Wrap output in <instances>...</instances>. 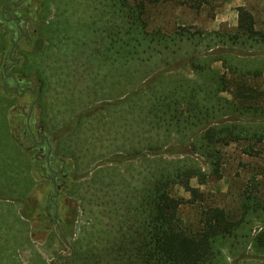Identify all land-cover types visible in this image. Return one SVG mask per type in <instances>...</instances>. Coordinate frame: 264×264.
<instances>
[{
    "label": "trees",
    "instance_id": "obj_1",
    "mask_svg": "<svg viewBox=\"0 0 264 264\" xmlns=\"http://www.w3.org/2000/svg\"><path fill=\"white\" fill-rule=\"evenodd\" d=\"M159 2L199 9L211 0H92L84 12L60 0H0V142L5 139L25 156L31 171L14 186L0 181V264H55L34 242L50 245L56 238L69 247L66 255L53 250L63 264H227V254L238 244L257 254L254 264H264V195L252 191L259 182L253 175L241 193L237 217L204 204L196 222H185L179 209L201 196L190 183L206 174L201 158L208 169L219 171V146L225 140L242 142L247 155L264 151V105L258 99L263 93L251 83L263 65L250 62L260 53L242 52L263 42L264 33L245 5L236 7L232 32L164 33L149 27L146 17L148 5ZM78 31L88 41L101 35L95 53L85 56L97 66L107 64L110 78L122 68L123 89L114 97L90 100L57 126L55 115L45 116L52 88L46 67L60 59L58 49L61 56L74 54L67 44L78 42ZM197 42L203 51L195 50ZM185 43L194 51H185L190 56L183 62L177 56ZM211 61H220L234 75L219 73ZM156 62L161 64L155 70L133 75L134 63ZM184 64L192 75L181 70ZM97 75L90 77L92 87ZM224 91L231 98L222 96ZM105 112L114 122L122 119V146L84 164V144L99 145L110 133L102 127ZM76 127L85 130L82 143ZM176 185L192 200L175 194ZM92 210L99 213L95 223L80 224V212ZM105 212L107 224L101 220ZM28 221L25 242L19 225ZM255 221L260 224L251 234ZM22 249L25 261L18 255Z\"/></svg>",
    "mask_w": 264,
    "mask_h": 264
},
{
    "label": "rangeland",
    "instance_id": "obj_2",
    "mask_svg": "<svg viewBox=\"0 0 264 264\" xmlns=\"http://www.w3.org/2000/svg\"><path fill=\"white\" fill-rule=\"evenodd\" d=\"M87 3V0H79L78 5L75 7L76 11L84 12V6H86ZM238 5H245L251 11L254 17L255 27L264 33V0H211L210 4H206L199 9L190 7L187 4H179L176 2H159L157 4L148 5L146 17L149 21V27H156L164 33H170L180 30L201 31L202 33L203 31L212 30L232 32L233 30H235L236 26V7ZM77 36L78 38H76ZM74 37L78 41L77 43H74L75 46L70 41L67 44L69 46V49L74 48V54H71V52H69L65 56L62 55L61 60H59L61 62L65 59V62H71V68H74L76 70L74 72L77 78L76 80L73 75L70 79L64 80L70 92L68 94L62 95L66 96V98H62L60 102L59 100L54 101L57 104L56 108L60 111L62 125L63 121L65 119L67 120L70 111L82 107L86 103L88 105L89 101L92 99H103V96L114 97L120 92V90L123 89V80L120 76L122 68L117 67V69L113 71L114 77L110 78L108 74L109 72L107 73L106 71V68L108 69L107 64H105L104 67L102 65L97 66L93 62L90 63L85 56L86 53H95L93 50L100 46L98 44L99 42L101 43V41H99L101 37H93V40L88 41V37L86 36V34L80 31L74 34ZM80 43H84L83 46L80 45ZM189 43L193 45L191 42ZM60 45L63 46V43ZM183 45V48L178 52L177 58H183L182 61L185 62L187 61L186 59H188V57L190 56L188 54H185V51L194 50L193 46L189 45L188 43H185ZM204 49L205 48L203 43L198 44L197 42L195 50L201 52ZM240 49V47H236L237 51H240ZM59 50L60 54L63 53L62 49ZM242 52L252 54V56L253 53H260L257 58H252L250 60L252 65H263L261 74L257 77H254L251 80V83L253 85H256L259 90H262L263 94L259 96L258 99L263 103L262 105H264V64L260 58L264 57V41L261 42L258 46L249 47ZM242 52H239V54H244ZM172 58L173 57H170V59ZM160 64V62H156L155 64L134 63L132 65V70H134L133 75H140L144 71V69H149L148 67H153V69L155 70V68H157V66ZM184 65V68L181 70L183 72H186L188 75H192V71L189 66L186 64ZM210 67L214 68L219 73H225L229 78L234 75L228 68L224 67L220 61H211ZM94 72H98V75L96 78V85L92 87V81L90 77ZM74 83L79 88V94L78 92L76 93L74 91L72 95L74 98L72 99V91L70 86L74 85ZM221 95L225 96L228 99L231 98L230 94L225 91L221 92ZM105 115L106 116L104 117L107 121L102 123V127L104 125L107 126L110 133L104 135L106 136L105 142L103 141L99 145H96L94 143L93 145L84 144L86 148L82 150V153L80 152L84 155L82 158L84 160V164L92 162L93 158L102 155V152L107 153L110 150L117 148L118 146H122V144H120L121 133H118L122 125V119L114 122L112 121V119L114 118H110V114H107L105 112ZM55 124L57 125V121H55ZM81 125V128L84 129V124ZM78 129L79 128L76 127V130ZM84 131L85 130L79 129V136L77 138L80 143H82V141H85L87 138L84 134ZM223 143L224 144L222 146H219V150L221 153V165L219 167V171L217 173H214L212 170L208 169L206 162L201 158L202 167L203 169H205L206 174L204 177H194L190 180L191 185L198 187V190L201 192V196L193 203H190V201H186L179 208L181 218L185 222H196L200 206L204 204L219 205L233 212L234 214H236L235 217H237L239 215V203L242 197L241 193L245 189H248L247 185L251 182V175H253L252 179H256L257 181H259L258 186H256V188H252V191L256 192L259 196L264 195V174L261 172V168L264 167V151L259 156H251L242 151V142L237 143L234 141L225 140ZM63 144L64 141L61 142V145ZM61 147V150H75L74 152L77 151L76 149L69 148V146ZM163 156L169 157L170 155L164 154ZM173 192L177 195L183 196L184 199L192 200L190 197V193L184 190L179 185L173 187ZM94 211L95 210H92L91 212L86 211L84 214H81L80 212V218L78 219L79 223H84L86 219H88V222L89 220H92L93 223H95L96 217L99 216V213H96ZM101 220L103 224H107L110 222L108 212L104 213V216L101 218ZM259 224V221H255L252 229L250 230L251 234L255 232ZM90 229L91 228H88V232ZM96 229L93 228V231L97 232ZM53 241L54 242L50 245H42L37 242L34 243L36 245L35 247H37L39 251L43 253L44 256H46L47 260L50 261L51 259H53L52 261H54L55 264H63V260L60 258L58 259L55 255L57 252L58 255L68 254L69 247L59 244L57 238ZM54 249H56V253L52 255ZM18 255L22 261H25L27 250H20ZM259 260L260 259L257 254H255L248 245L243 246V244H238L234 249H232V253L227 254L226 256L227 264H254Z\"/></svg>",
    "mask_w": 264,
    "mask_h": 264
},
{
    "label": "crops",
    "instance_id": "obj_3",
    "mask_svg": "<svg viewBox=\"0 0 264 264\" xmlns=\"http://www.w3.org/2000/svg\"><path fill=\"white\" fill-rule=\"evenodd\" d=\"M86 1V0H84ZM89 3L92 2V0H87ZM79 0H60V5H63V3H66V5H69L70 7H76L78 5ZM89 12H92V9L89 10ZM58 55L60 56L61 60V54L59 53L58 49ZM54 57V56H51ZM51 61L48 66L46 67L47 73H50V85L52 86L51 90L48 92V95L45 97V103L47 104L45 107V116L51 117L55 115V119L57 123H61L60 118V111L57 109V104L54 102L56 100H59V102L62 100V98H66V96H62L65 94H68L70 92L69 88L67 87V84L64 80L70 79L73 75L74 78H76V74L74 71H76L74 68H71V62L67 63L64 61ZM45 73V74H47ZM92 76V75H91ZM77 80V78H76ZM76 83V82H75ZM71 85V97L74 98L72 95L74 91L78 92L77 85ZM79 94V92H78ZM83 107V106H82ZM82 107L76 108L73 111L80 110ZM71 113V111H70ZM5 139L3 142H0V181L9 182L13 186V183H16L20 181L21 179H27L29 177L31 171L29 170V165L26 162V157L19 155L20 153L15 151V148L9 143L5 144ZM13 159H21L20 163L15 160L16 165L12 163ZM17 188V187H16ZM28 188V187H27ZM23 189V186L21 187V190ZM19 212V208H16V212ZM11 222V218L8 219V223ZM31 222L26 223H20V237L23 239V235L25 238V242H27V237L29 236V230H30ZM10 228V235L12 234V228ZM7 229V228H6ZM37 243L42 244L41 241H37Z\"/></svg>",
    "mask_w": 264,
    "mask_h": 264
},
{
    "label": "flooded vegetation",
    "instance_id": "obj_4",
    "mask_svg": "<svg viewBox=\"0 0 264 264\" xmlns=\"http://www.w3.org/2000/svg\"><path fill=\"white\" fill-rule=\"evenodd\" d=\"M34 104H35V101H32L31 106H34Z\"/></svg>",
    "mask_w": 264,
    "mask_h": 264
}]
</instances>
